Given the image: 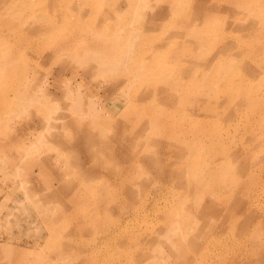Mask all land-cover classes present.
I'll return each instance as SVG.
<instances>
[{"label": "rangeland", "instance_id": "374dc122", "mask_svg": "<svg viewBox=\"0 0 264 264\" xmlns=\"http://www.w3.org/2000/svg\"><path fill=\"white\" fill-rule=\"evenodd\" d=\"M261 113L264 1L0 0V264H264Z\"/></svg>", "mask_w": 264, "mask_h": 264}, {"label": "bare ground", "instance_id": "6f19581e", "mask_svg": "<svg viewBox=\"0 0 264 264\" xmlns=\"http://www.w3.org/2000/svg\"><path fill=\"white\" fill-rule=\"evenodd\" d=\"M257 1H260V2H263L264 0H257ZM158 9V8H157ZM213 13L214 14H217L218 13V11H213ZM160 46H162V47H164L165 45H160ZM166 48V47H165ZM228 49V48H227ZM194 69H198V67L197 66H195L194 67ZM191 79V78H190ZM234 84V83H233ZM235 85V84H234ZM236 86V88H238L239 89V87L237 86V85H235ZM185 89V88H184ZM187 90V89H186ZM263 92V91H262ZM185 98L186 97H184V101H185ZM218 102H219V100H217L216 99V102H215V104H216V106L218 105ZM256 103V98H253V99H250V102L247 104V106H249V105H256L255 104ZM183 107H185V106H183ZM233 107V106H232ZM217 108H218V106H217ZM173 109V108H172ZM184 109V108H183ZM236 109V108H235ZM186 112H187V114L188 115H190L191 117L193 116H196L195 114H194V112L195 113H198L197 115L198 116H200L201 114H202V110L200 109V110H198V112H196V109L194 108V107H190V108H186V110H185ZM191 111H193V113H191ZM232 111V110H231ZM175 110H174V113H172V114H170V119L171 118H173L174 117V114H175ZM183 114H184V112H183ZM261 114H263V113H261ZM264 115V114H263ZM181 116V115H180ZM181 117H184V116H181ZM184 118H186V116L184 117ZM264 118V117H263ZM170 119H169V121H170ZM224 119V118H223ZM140 123V120H137L136 121V124H139ZM264 130V129H263ZM262 130V131H263ZM243 139V138H242ZM256 140H253V142L254 143H256V144H259L263 149H264V140H262V139H260L259 137H257V138H255ZM194 141H197L196 142V144H200V143H202L201 141H206V140H201V141H199V140H194ZM229 142H227V141H222L221 143H220V146H221V149L224 151L225 150V155L227 156V155H230L231 156V159L233 160H230V164L231 165H229V167L233 170V171H235V172H241V170L243 169V167H244V165L243 166H241V165H239V164H236V163H234L235 162V158H234V156H236V155H238V154H240V153H237V151L234 149V146H228L227 144H228ZM85 149H86V153L89 155L91 152L87 149V146H85ZM246 158L248 159L249 158V155H247L246 156ZM148 159V158H147ZM148 160H150V159H148ZM239 163V162H238ZM95 168H101L102 166H105V167H107V169H108V171H109V178H108V180L110 181V182H114L115 180H119L120 178H125V180L127 181V182H131V181H133V176H132V174H130V170H127V171H124L123 169H120V170H117V169H110V167L107 165V164H101V163H98V164H95ZM158 170H161V171H166V170H163V169H160V168H157ZM95 170V169H94ZM181 170H178L177 172H176V174H178L179 172H180ZM161 172L160 171H158V175L159 176H161V174H160ZM171 173H173V172H171ZM264 173V172H263ZM176 174H170V179L172 180V184H173V186H176V187H179V186H181L182 185V183H181V179H180V177H178V176H176ZM111 175V176H110ZM91 178H93V177H91ZM162 179L164 180V181H166V182H168V179L166 178V177H162ZM85 180H87V179H85ZM90 182V181H89ZM247 182V181H246ZM248 182H249V180H248ZM90 184H91V182H90ZM247 184V183H246ZM52 187H53V185H51ZM64 188H65V184L63 185V187L60 189V192H59V190H57V189H53V188H51L52 190H54V191H52L54 194H57V193H62L63 191H64ZM243 188V187H242ZM246 188V187H245ZM112 189V188H111ZM243 190V189H242ZM80 192H78V191H76L75 193H73V196H75L76 198H77V196H78V198L80 197V195L81 194H79ZM83 195V194H82ZM128 195L129 196H131V198H134L135 197V195H134V192L132 193V192H130V193H128ZM72 196V197H73ZM82 197V196H81ZM80 197V198H81ZM110 198V197H109ZM79 200V199H78ZM78 202V201H77ZM253 213L251 212V211H249L248 212V214L246 215V220L247 221H249V215H252ZM237 220V219H236ZM263 220V219H262ZM235 221V220H234ZM227 222H225V224H226ZM235 223H237V222H235ZM219 224V223H218ZM244 225H245V223H244ZM221 226V225H220ZM108 242H109V244H113V243H116V240L113 238V237H109L108 238ZM263 244V247H264V242L262 243ZM120 245L121 246H123V247H127V248H129V247H131V246H134L133 245V243H132V241L131 240H128L126 243H125V241H122L121 243H120ZM194 245H198V244H194ZM194 245H192L191 246V249H193L194 248ZM197 248V247H196ZM195 248V249H196ZM124 250V249H123ZM259 252V251H258ZM177 255H181V256H179V257H182V258H185L186 259V257H187V255L186 254H182L181 252H177L176 253ZM263 258V257H262ZM180 259V258H179ZM258 259V258H257ZM264 259V258H263ZM259 261V260H258ZM262 261V260H261ZM260 262V261H259Z\"/></svg>", "mask_w": 264, "mask_h": 264}, {"label": "crops", "instance_id": "0c3cea01", "mask_svg": "<svg viewBox=\"0 0 264 264\" xmlns=\"http://www.w3.org/2000/svg\"><path fill=\"white\" fill-rule=\"evenodd\" d=\"M256 97V96H255ZM190 102V98H189V96L187 95L186 96V98H185V103H184V105L183 106H185L186 108H189V106H187V104ZM190 107H194L195 108V106H190ZM215 108H217V107H215ZM179 109V108H178ZM174 110H177V108L175 107L174 108ZM205 108H202V113H204L205 112ZM207 111V110H206ZM191 113H193V111H191ZM194 114L196 115V116H198L197 114L198 113H195L194 112ZM196 116H194V117H196ZM191 117V116H190ZM172 120V118L170 119V121ZM188 120H191V119H188ZM169 121V122H170ZM188 122V121H187ZM202 125H204L203 123H202ZM199 126H201V124H196V130H197V132H199V135H203L207 130H210V128L207 126V125H204V126H201V127H199ZM213 137H214V135H213ZM255 145H259V144H256V143H254ZM260 146V145H259ZM216 147H217V150H218V152L220 153V149H221V146H220V142H219V140L216 142ZM251 176H253V174L251 173ZM250 176V177H251ZM249 177V178H250ZM250 180L251 181H253L251 178H250ZM242 185H246V184H242ZM241 185V186H242ZM240 186V187H241ZM245 187V186H244ZM242 188V187H241Z\"/></svg>", "mask_w": 264, "mask_h": 264}]
</instances>
